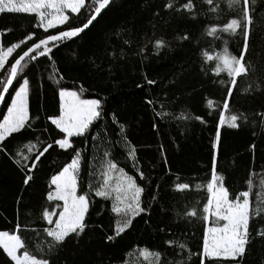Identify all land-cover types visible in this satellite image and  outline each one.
Wrapping results in <instances>:
<instances>
[{"label": "trees", "instance_id": "trees-1", "mask_svg": "<svg viewBox=\"0 0 264 264\" xmlns=\"http://www.w3.org/2000/svg\"><path fill=\"white\" fill-rule=\"evenodd\" d=\"M106 0H85L56 29L35 14L0 12V100L17 60L59 33L84 28ZM244 67L233 77L223 62ZM28 120L0 141V233L17 235L40 264H264V0H113L82 34L22 64ZM100 102L68 138L54 123L60 92ZM78 159L88 199L82 228L52 236L62 203L52 178ZM111 165L141 189L140 211L119 215L100 197ZM230 200L248 192L246 245L236 258L204 256L213 175ZM0 264H15L0 247Z\"/></svg>", "mask_w": 264, "mask_h": 264}, {"label": "rangeland", "instance_id": "rangeland-1", "mask_svg": "<svg viewBox=\"0 0 264 264\" xmlns=\"http://www.w3.org/2000/svg\"><path fill=\"white\" fill-rule=\"evenodd\" d=\"M85 5V0H0V12L18 11L35 14L42 29L48 31L64 25L69 15L77 14ZM15 48L0 54V71L6 65ZM224 69L233 77L242 74L244 67L234 64V59L223 62ZM27 85L23 81L12 100L0 125V141L10 133L20 130L28 120ZM61 115L54 123L68 138L82 133L99 115L100 102L85 100L76 91L60 92ZM78 159H75L60 174L52 178L55 190L51 199L60 201L62 211L52 236L63 238L71 231L82 228V222L89 208L88 199L77 191ZM221 179L214 174L212 182V222L208 221L205 236L204 256L208 258H236L246 245L247 225L250 212L249 193L246 192L231 201ZM100 197L112 200L113 209L119 215H133L140 211L141 189L130 176L117 166L111 165L106 174L105 185L98 192ZM0 247L13 259L15 264H40L37 260L21 252L17 235L0 233Z\"/></svg>", "mask_w": 264, "mask_h": 264}, {"label": "water", "instance_id": "water-1", "mask_svg": "<svg viewBox=\"0 0 264 264\" xmlns=\"http://www.w3.org/2000/svg\"><path fill=\"white\" fill-rule=\"evenodd\" d=\"M113 0H106L103 5H101V7L99 8V10L96 12L95 16L92 18V20L82 29L80 30H76V31H69V32H63V33H59L58 35H55L45 41H42L40 42L39 44L35 45L34 47H32L29 51H27L22 57H20L19 60L16 61L14 67H13V70H12V73L10 74V79L8 81V84L7 86L4 88V93L1 97V100H0V113L2 111V108L4 106V101H6L10 91H11V87L14 85L15 81H16V78H17V75L22 64L24 63V61L26 59H28L33 53H35L37 50H39L40 48H42L43 46H46L56 40H59V39H63V38H68V37H74V36H77V35H80L82 34L83 31H86L88 28H90L93 23L95 21H97V18H99L104 12L105 10L107 9V7H109V4L112 3Z\"/></svg>", "mask_w": 264, "mask_h": 264}]
</instances>
